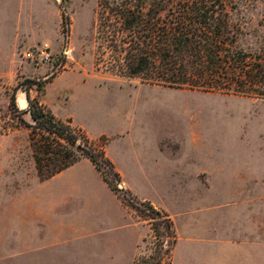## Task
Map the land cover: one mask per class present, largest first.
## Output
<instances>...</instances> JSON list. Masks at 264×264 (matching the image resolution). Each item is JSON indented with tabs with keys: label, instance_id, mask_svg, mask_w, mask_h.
Segmentation results:
<instances>
[{
	"label": "rangeland",
	"instance_id": "1",
	"mask_svg": "<svg viewBox=\"0 0 264 264\" xmlns=\"http://www.w3.org/2000/svg\"><path fill=\"white\" fill-rule=\"evenodd\" d=\"M98 7L99 0H0V225L5 216L14 214L16 202H25L24 196L34 192L24 188L34 180L42 181L32 143L33 127L29 126L35 120L27 113L34 104L52 112L43 98L47 84L60 77L50 90L51 97L61 91L62 99L89 130L111 133L91 137L99 151L107 153L109 137L114 143L127 140L126 153L132 155L126 163L130 171L132 159L150 160L156 153L153 137L162 142L159 154L165 159L160 162L166 173L152 165L150 169L157 168L158 174L129 175L135 191L125 187L123 177L110 174L135 216L151 226L152 234L138 258L140 264H171V238L161 218L145 219L130 205L138 206L141 214H152L143 202L168 211L164 204L179 212L182 223L188 214L199 218L210 209H215L211 212L215 214L216 202L226 206L223 199L208 197V190L200 192L179 183L185 177L183 169L196 167L227 168L231 174H240L239 185L232 186L238 188L227 193L232 200L246 201L230 203L245 213L249 230L261 231L264 264V98L157 86L98 70ZM246 12L251 31L246 43L255 49L264 44V0H254ZM43 42L53 47L56 59L50 63L36 65L20 55L23 48ZM21 98L30 103L28 109L21 105ZM86 105L92 111L85 112ZM57 119L81 128L72 119ZM54 148L57 151L59 147L54 144ZM173 151L183 154L174 155ZM192 159L193 167L188 164ZM106 170L110 168L106 166ZM200 177L207 183L206 171ZM187 196L197 201L189 202ZM186 243L181 241L180 261ZM198 256L206 254H194Z\"/></svg>",
	"mask_w": 264,
	"mask_h": 264
},
{
	"label": "crops",
	"instance_id": "2",
	"mask_svg": "<svg viewBox=\"0 0 264 264\" xmlns=\"http://www.w3.org/2000/svg\"><path fill=\"white\" fill-rule=\"evenodd\" d=\"M59 78L46 86L43 98L46 107L61 119H72L90 137L111 135L108 130L99 134L98 131L89 130L62 99L61 91L51 97L50 90H53ZM88 111H92V107L86 105L85 112ZM27 114L32 115V112L28 111ZM152 139L156 153L150 160L132 159L133 171H130L126 163L132 155L126 153L129 150L125 144L127 140L114 143L109 137L107 154L121 173L127 189L135 191L129 175L158 174L157 168L155 171L150 169L152 165H159L164 171L161 173L167 172L160 162V159H165L159 154L162 142L155 140V137ZM188 164L195 166L194 159L189 160ZM183 170L185 177L179 180L180 184H188L202 190L200 192L208 190V197L212 195L219 201L223 199L226 206L220 207L222 202H216L218 209L215 214H211L215 209H210L208 215L199 218L188 214L187 220L182 223L179 212L163 204L172 213L178 232L171 264H204L205 261L206 264H263L261 231L249 230L245 213L234 209L230 203L246 201L232 200L227 193L229 189L238 188L232 186L239 185L237 180L240 174H231L227 168L196 167L194 170ZM203 171L207 172V183L212 186L201 179ZM254 177L256 179L257 175ZM28 189L34 192L30 197L24 194L25 202H16L14 217L5 216L1 222L0 264H135L142 255L145 240L152 234L151 226L135 216L123 197L110 186L88 157L48 180H34L24 188ZM216 189L221 193H216ZM189 197L187 201H197ZM182 240L187 243L182 246L184 258L180 261L177 254ZM195 253H205L206 256L194 257Z\"/></svg>",
	"mask_w": 264,
	"mask_h": 264
},
{
	"label": "trees",
	"instance_id": "3",
	"mask_svg": "<svg viewBox=\"0 0 264 264\" xmlns=\"http://www.w3.org/2000/svg\"><path fill=\"white\" fill-rule=\"evenodd\" d=\"M253 3L99 0L98 70L157 86L264 98V44L254 49L246 43L251 33L246 10ZM31 111L35 124L28 125L33 127L32 143L43 181L88 157L121 195L119 185L110 178L113 173L121 179V173L82 128L74 129L39 104ZM143 204L152 214H141L138 206H130L145 219H162L171 238L170 255L178 241L172 215L152 202ZM154 230L159 235L158 227ZM140 263L138 259L136 264Z\"/></svg>",
	"mask_w": 264,
	"mask_h": 264
},
{
	"label": "built area",
	"instance_id": "4",
	"mask_svg": "<svg viewBox=\"0 0 264 264\" xmlns=\"http://www.w3.org/2000/svg\"><path fill=\"white\" fill-rule=\"evenodd\" d=\"M20 55L23 59L28 60L36 65L47 64L51 61L55 60V54L53 51V47L48 42H43L31 47L23 48L20 52ZM59 56V58H61ZM30 107V103H27L26 108ZM22 109V108H21Z\"/></svg>",
	"mask_w": 264,
	"mask_h": 264
},
{
	"label": "water",
	"instance_id": "5",
	"mask_svg": "<svg viewBox=\"0 0 264 264\" xmlns=\"http://www.w3.org/2000/svg\"><path fill=\"white\" fill-rule=\"evenodd\" d=\"M27 103H28V101H26V102L24 101L23 103H21V105L24 106V107H26L27 106Z\"/></svg>",
	"mask_w": 264,
	"mask_h": 264
},
{
	"label": "bare ground",
	"instance_id": "6",
	"mask_svg": "<svg viewBox=\"0 0 264 264\" xmlns=\"http://www.w3.org/2000/svg\"><path fill=\"white\" fill-rule=\"evenodd\" d=\"M24 101L26 102L27 100H26L25 98H21V99H20V102H21V103H23Z\"/></svg>",
	"mask_w": 264,
	"mask_h": 264
}]
</instances>
